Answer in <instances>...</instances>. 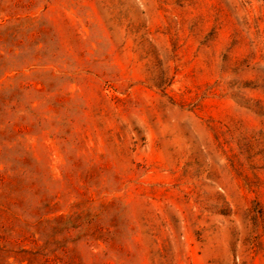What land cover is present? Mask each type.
Segmentation results:
<instances>
[{
  "label": "rangeland",
  "instance_id": "374dc122",
  "mask_svg": "<svg viewBox=\"0 0 264 264\" xmlns=\"http://www.w3.org/2000/svg\"><path fill=\"white\" fill-rule=\"evenodd\" d=\"M0 264H264V0H0Z\"/></svg>",
  "mask_w": 264,
  "mask_h": 264
},
{
  "label": "trees",
  "instance_id": "16d2710c",
  "mask_svg": "<svg viewBox=\"0 0 264 264\" xmlns=\"http://www.w3.org/2000/svg\"><path fill=\"white\" fill-rule=\"evenodd\" d=\"M93 215L89 214L88 212L78 213L76 215H72L69 218L65 217H57L53 220H64L65 222L63 224L58 225L60 229H62L63 225L65 224V229L72 231H82L83 235L82 237L89 238L88 240H95L98 241L99 237L96 233V227L93 224L94 220L91 218ZM52 221V220H51ZM86 224V230L84 232L83 225Z\"/></svg>",
  "mask_w": 264,
  "mask_h": 264
}]
</instances>
